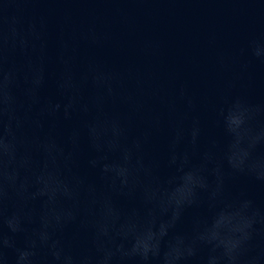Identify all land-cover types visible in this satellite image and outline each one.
<instances>
[{
	"label": "clouds",
	"instance_id": "1",
	"mask_svg": "<svg viewBox=\"0 0 264 264\" xmlns=\"http://www.w3.org/2000/svg\"><path fill=\"white\" fill-rule=\"evenodd\" d=\"M20 43L27 47L25 40ZM252 55L264 60V44L253 42ZM18 71L0 67V221L13 234L0 231V264H7L5 249L14 250V264H190L205 248L208 254L200 264H264V209L225 193L229 176L250 174L264 182V129L249 127L251 110L241 101L224 117L232 142L223 160L204 153L194 164L193 153L181 146L195 148L200 129L195 123L187 131L176 127L167 160L173 171L162 181L158 164L145 162L148 133L128 141L121 119L103 115L105 95H114L110 74L94 67L83 74L82 81L90 79L100 90L88 102L66 68L57 81L59 99H42L43 59L38 66L30 62L21 100ZM93 109L96 116L66 135L56 131L61 121ZM84 140L92 153L89 165L106 183L104 191L77 171ZM138 190L143 211L122 213L112 194L133 196ZM204 203L210 217L196 219L190 234L177 233L185 210ZM9 206L14 210L5 215ZM72 225L90 233L87 249L70 247L62 238ZM18 233L24 234L23 247L16 245Z\"/></svg>",
	"mask_w": 264,
	"mask_h": 264
},
{
	"label": "water",
	"instance_id": "2",
	"mask_svg": "<svg viewBox=\"0 0 264 264\" xmlns=\"http://www.w3.org/2000/svg\"><path fill=\"white\" fill-rule=\"evenodd\" d=\"M253 42L264 44V0H0V67L19 70L16 91L21 100L30 62L38 66L43 59L42 99H59L57 81L66 68L88 102L100 90L90 79L82 81L83 74L90 67L110 74L114 95H105L103 115L121 119L128 141L148 133L145 162L158 164L162 181L173 171L167 160L176 127L187 131L195 123L200 129L195 148L181 146L193 153L194 164L204 153L223 160L232 142L224 117L237 100L251 110L249 127L264 129V60L252 55ZM96 115L95 109L75 115L61 121L56 131L66 135ZM91 156L84 140L77 171L104 191L99 169L88 163ZM224 168L230 172L226 162ZM225 183L229 198L251 199L264 209V182L238 174ZM200 195L206 201L207 194ZM112 198L122 213L143 211L139 190L133 196L113 193ZM13 210L9 206L5 215ZM81 214H86V203ZM210 215L206 203L187 208L175 231L190 234L196 219ZM0 231L13 235L2 221ZM62 238L82 250L89 246L90 233L72 225ZM14 239L17 247L24 246L23 233ZM207 254L202 249L190 264H200ZM5 255L7 264H14V250L5 249Z\"/></svg>",
	"mask_w": 264,
	"mask_h": 264
}]
</instances>
